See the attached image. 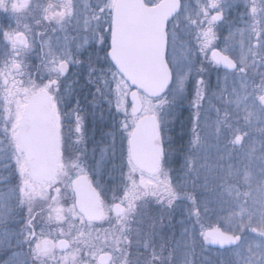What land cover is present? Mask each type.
I'll return each mask as SVG.
<instances>
[{"label": "snow or ice", "instance_id": "6c2138e0", "mask_svg": "<svg viewBox=\"0 0 264 264\" xmlns=\"http://www.w3.org/2000/svg\"><path fill=\"white\" fill-rule=\"evenodd\" d=\"M0 14V264H264V0Z\"/></svg>", "mask_w": 264, "mask_h": 264}, {"label": "rangeland", "instance_id": "374dc122", "mask_svg": "<svg viewBox=\"0 0 264 264\" xmlns=\"http://www.w3.org/2000/svg\"><path fill=\"white\" fill-rule=\"evenodd\" d=\"M231 16L234 18V21H235L237 13L234 11L231 14ZM8 22L9 21H8L7 17L4 14H0V24H6ZM235 26L236 27H243V24L242 23H236ZM34 62H38V60L33 55L32 58L29 60V63H34ZM185 107H187V101L185 102ZM188 115H189V113L187 111H183V112H180L177 114V119H176V123L173 126L172 135H174V134L182 135L183 133L188 134L190 132V126L189 125H188V129H186V130H183L181 128V125H182L181 122L184 120L183 118L185 117V119L188 120ZM250 131L252 132L253 136L259 135V132L256 131L255 128L250 129ZM174 167H175V165H174ZM110 195L111 194H109V196ZM179 219H180V215H179V212H177L176 213V220H179ZM207 223L215 226L217 223V220H209ZM173 224H174V231L177 234V238H179V232L181 230L180 225H179V223H176V221H173ZM104 227H107V224H105ZM164 232H167L168 233L167 235H169V230L167 228L164 230ZM222 252H223V250L222 251L221 250H213L206 245L205 249L203 251L197 252V260L198 261L203 260L205 262V264H224L226 257L224 255H222Z\"/></svg>", "mask_w": 264, "mask_h": 264}, {"label": "flooded vegetation", "instance_id": "af4514ba", "mask_svg": "<svg viewBox=\"0 0 264 264\" xmlns=\"http://www.w3.org/2000/svg\"><path fill=\"white\" fill-rule=\"evenodd\" d=\"M229 21L230 22H234V18L232 16H230L229 17ZM218 35L220 37V41L219 42L222 43L223 40L228 36V27L225 26V28ZM34 56H35V54H34ZM210 57H211V53L209 52V58ZM215 79H216V77H215V75H213V77H212L213 83H215ZM19 219H20L19 217H16L14 220L9 221V227L11 229H13V230L18 228L19 227V224H18ZM213 250H216V249H213ZM0 256H1L0 259L4 258L2 254H0Z\"/></svg>", "mask_w": 264, "mask_h": 264}, {"label": "trees", "instance_id": "16d2710c", "mask_svg": "<svg viewBox=\"0 0 264 264\" xmlns=\"http://www.w3.org/2000/svg\"><path fill=\"white\" fill-rule=\"evenodd\" d=\"M183 119H184V120L181 122V124H182V125H181V128H182L183 130H186V129H188L187 119H185V117H184ZM182 135L185 136V139L187 138V134L183 133ZM173 136H174V138L177 140L176 147H177V148L180 147L182 141H180L179 138H180L181 135H179V134H174ZM165 234L167 235L168 233L165 232Z\"/></svg>", "mask_w": 264, "mask_h": 264}, {"label": "water", "instance_id": "95a60500", "mask_svg": "<svg viewBox=\"0 0 264 264\" xmlns=\"http://www.w3.org/2000/svg\"><path fill=\"white\" fill-rule=\"evenodd\" d=\"M207 246H208V245H207ZM209 247H211V248H213V249H218L217 246H209ZM218 250H220V249H218Z\"/></svg>", "mask_w": 264, "mask_h": 264}]
</instances>
